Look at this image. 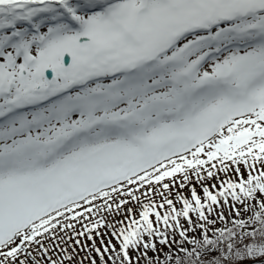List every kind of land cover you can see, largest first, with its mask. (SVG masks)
<instances>
[{"label": "snow or ice", "instance_id": "6c2138e0", "mask_svg": "<svg viewBox=\"0 0 264 264\" xmlns=\"http://www.w3.org/2000/svg\"><path fill=\"white\" fill-rule=\"evenodd\" d=\"M0 264H264V0H0Z\"/></svg>", "mask_w": 264, "mask_h": 264}]
</instances>
